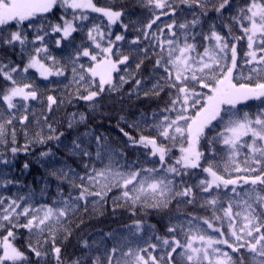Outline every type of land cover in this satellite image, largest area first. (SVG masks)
I'll return each instance as SVG.
<instances>
[{
    "label": "snow or ice",
    "instance_id": "snow-or-ice-1",
    "mask_svg": "<svg viewBox=\"0 0 264 264\" xmlns=\"http://www.w3.org/2000/svg\"><path fill=\"white\" fill-rule=\"evenodd\" d=\"M146 4L154 14L137 28L139 21L124 23V9L101 7L95 0H0V46H19L20 52L28 56L23 67L0 60V77L7 85L0 90V102L4 105L0 108V145H7L9 138L16 144L14 122L21 125L25 137L21 147L10 148V158L0 152V187L17 183L7 179L10 173L5 169L14 167L19 153L31 154L32 145L63 143L60 138L64 133L57 134L47 116L42 117L43 126L37 120L39 130L31 137L27 131L29 101L40 100L41 93L34 83L24 82L28 79L25 74L35 69L47 80L65 76L68 70L51 55L49 42L69 50L65 59L72 65L70 84L75 91L71 96L92 109L99 107L97 100L102 95L119 92L130 81H134L132 91L137 96L141 92L146 98L159 97L161 93L168 96L167 107L153 111L151 118L141 113L138 120L129 124L138 138L117 125L128 146L145 150L142 154L146 159L156 158L151 163L158 167H143L134 161L125 165L127 171L114 169L113 153L121 157L125 153L122 149H110L107 137L102 140L89 130L83 133L89 138L86 142H80V136L71 141L69 154L89 160L94 156L97 161L107 155L109 162L103 168L84 163L81 173L61 160L62 166L49 175L70 189L65 195L57 188L59 199L54 203L62 207H34L31 197L0 196V231L6 232L0 236V264H31L28 252L36 257V264H48L49 257L54 264H65L60 245L72 235L67 227L68 217L80 207L87 211L90 198L93 205L106 203L114 188L121 192L119 197H113L114 210L127 206L135 214L139 206L145 211H161L177 201L199 204L211 214L169 217L165 235L157 234L155 225L136 220L128 226L129 234L142 240L144 247L129 246L115 260L119 249L113 247L105 250L103 257H91V264H264V108L256 113H241L237 108L250 100L264 104V0H246L243 7L236 8L235 15L231 14L233 0H146ZM179 5L187 6L191 20L175 18ZM57 10L63 15L53 22L49 17ZM209 12L216 14L221 31L216 30L217 23H208L207 35L195 33L193 30L203 26ZM225 12L229 15L225 16ZM90 13H97L104 20L92 22ZM161 17H170L171 22L161 26L157 23ZM85 21L91 23L86 40L73 47L74 33L85 31ZM116 24L124 31L131 24L139 33L127 41L133 46L128 54L121 47L125 35L113 36L111 27ZM233 25L240 35L234 34ZM13 26L14 31L10 30ZM29 29L33 33L31 39ZM197 35L208 42L207 46L195 42ZM53 36L58 38L53 40ZM241 41H246L247 51L238 63L237 45ZM199 47H203L202 52ZM150 53L155 56L152 75L137 79L145 60L151 59ZM85 58L89 61L87 66L80 63ZM130 61L134 65L131 70ZM46 100L49 113L53 105L59 107L64 103L61 99L58 104L52 95ZM71 115L69 128L77 122V116L81 123L87 119L85 113ZM124 119L122 116L121 120ZM213 121H218L222 130L209 137L206 130L214 131ZM145 130L155 135H145ZM202 140L208 146L207 155L201 151ZM93 141L95 153L89 151ZM217 145L223 146V156ZM173 149H178L179 156H172ZM40 159L53 165L57 162L51 148L42 151L34 162L39 163ZM29 167L24 162L21 171ZM193 170L206 174L195 185L184 179ZM72 191L78 194L73 196ZM21 229L28 233L25 251L14 243ZM141 233L144 235L138 236ZM82 243L89 247L87 241ZM86 259L76 257L70 264H85Z\"/></svg>",
    "mask_w": 264,
    "mask_h": 264
},
{
    "label": "trees",
    "instance_id": "trees-1",
    "mask_svg": "<svg viewBox=\"0 0 264 264\" xmlns=\"http://www.w3.org/2000/svg\"><path fill=\"white\" fill-rule=\"evenodd\" d=\"M97 5L103 7H114L117 10L122 8L126 11V16L123 18L124 23H129L130 21H139L136 25L137 28L141 24H146L149 19L152 18L154 10L146 4V0H95ZM246 3V0H233V10L232 15L236 14V8L243 7ZM198 11V9H197ZM155 14H159L158 10H155ZM63 15V12L57 10L54 16H50L49 19L53 22H58L57 17ZM225 16H228L229 13L225 12ZM90 20L94 23H100L101 20H104L97 13H90ZM178 21L183 19L191 20L193 17L188 10L186 5H179L177 7L176 17ZM170 17H161V21L157 23L163 26V23H170ZM208 23H217V31H221L219 27V22L217 21L216 14L214 12L208 13V18L205 19V22L202 27L198 26L193 31L195 33H202L207 35L209 33ZM231 23V21H228ZM106 24V21H105ZM104 26V25H102ZM88 27H91V23L85 21V31L74 33L75 44H80L82 40H86V30ZM155 25L153 29H155ZM108 28L105 27V30ZM10 30L14 31L15 26ZM113 34H123L125 35V41L121 42V47L124 54H128L130 46L127 41H131L139 33L133 30L131 24H129V30L124 31L119 24L113 25L111 27ZM167 30H165L166 32ZM233 32L235 35H240L238 28L233 25ZM29 38H32V30H28ZM58 36H53L51 39H57ZM47 42V41H46ZM198 45L207 46L208 42L202 39L201 35H197L196 41ZM38 46V45H37ZM84 46H88L85 44ZM48 47L51 55L57 57L60 60L61 64H64L68 69L65 76L60 77H49L47 80L41 78L35 70L30 69L25 75L28 79L24 82L34 83L37 88L40 90L41 98L38 101H29V119L27 122V131L29 137H31L36 131L37 120L41 121V126H43V116H47L48 122L53 124V127L57 130V134L60 132L64 133L60 139L63 143L57 141H50L46 145H32L31 154H24L23 152L19 153L16 157L14 167H9L5 171L9 172L10 175L7 179L16 181L15 184H9L7 187H0V196L3 197H12L16 198L17 196L31 197L30 203L34 207H40L41 205L51 206V207H62L54 201L59 199L57 195V188L64 192L65 195L70 191L66 183H62L56 179V177L49 175V172L54 171L55 169L61 167V160L66 161L67 164L71 165L77 172L82 173V167L84 163H92L96 168H103L108 164V156L105 155L102 161L95 160L94 156L91 160L88 158H81L78 156L70 155L68 148L71 146V141L77 136H80V142H86L89 138L84 137L83 133L92 130L93 136H101L102 140L104 137H107L108 146L110 149L120 150L122 149L125 155L123 157L115 155L113 153V168H119L121 171H127L125 167L126 164H131L134 161H138L143 167H153L151 160L156 158L146 159L145 155L142 153L145 151L139 148H132L128 146L127 138L124 137L119 128H123L125 131L129 132L132 136L138 135L133 131L129 124L132 121L138 120L141 116V113L148 114L151 118L153 111H158L164 107H167L168 96L165 93H161L159 97L155 98H146L143 96L142 92L137 96L132 90L134 87V81H130L128 84H125L119 92L106 93L98 98L97 103L98 108L92 109L89 105L81 100L72 98L71 94L75 91V87L70 84L72 80L71 67L70 63H67L65 59L68 56L69 50L67 48H57L54 43H48ZM239 59L238 63L242 62L243 53L247 51L246 41H241L237 45ZM158 51V50H157ZM198 51L202 52L203 47H199ZM151 59H146L144 65H142L141 72L137 75V79L143 77H148L152 75L153 60L155 56H152L150 53ZM143 58V57H141ZM28 56L20 52L19 46L11 48L8 46H0V60H3L5 63L11 61L13 64H19L21 67L27 62ZM80 63L88 65L89 61L85 58L80 61ZM130 70L134 68V65L129 62ZM245 74L247 73V68L244 69ZM121 75L124 73L121 72ZM67 85V87H65ZM4 87H7L2 77H0V90ZM48 95L55 96L57 98L58 104L61 99L64 100L63 104H59V107L53 105L52 111L49 113L47 109V100ZM71 100L69 103L68 101ZM4 105L0 102V108H3ZM237 108L241 113H256L261 108H264V104H261L260 101L250 100L241 105H238ZM22 111V110H21ZM72 113H85L87 116L86 121L83 123L79 122L78 116L76 118L77 122L74 123L72 128L68 127L69 120L72 118ZM34 114V115H33ZM124 117V120H121V117ZM151 122V119L149 120ZM119 125V128L117 127ZM16 128V144L13 145L9 138V143L7 145H0V152L5 154L6 158L11 157L10 148L13 146L21 147L25 143L24 130L21 128V125L14 122ZM212 128L214 131H207L206 135L211 137L216 134V132L222 130V125L218 121H213ZM47 129L45 127V135H48ZM145 135H155L154 132L150 130L144 131ZM217 151L220 153V156H223V153L220 152V149L223 146L217 145ZM49 148L56 154L57 162L53 164L45 163L44 159H40L39 163L34 161L39 158V155L42 151H47ZM95 142L93 141L89 145V151L95 153ZM201 151L205 152V155L208 154V146L202 140L201 141ZM172 156H179L178 149H173ZM24 162H28L30 167L29 170L22 172V165ZM171 163V160H169ZM2 167V166H0ZM206 174L200 173L199 170H193L187 176L184 177L185 181L188 184L195 185L198 179H204ZM78 182V181H77ZM247 188V186H244ZM195 191V188H194ZM77 191H72V195H77ZM121 194L119 189H113L112 192L108 194L107 202L102 205L97 204L93 205L90 202L85 211L84 207H80L74 214L68 217L69 224L67 227L71 231L72 235L68 240L60 245L62 247V258L65 261V264H70V262L76 258L85 256L88 259L85 260V264H91V257L101 256L105 250H111L113 247H117L118 253L114 257L115 259L120 258V253L126 252L129 246L144 247L145 244L142 240L132 237L129 234L128 226L132 225L134 221L141 220L147 224L155 225L156 232L159 235H165L166 227L169 224V217L180 216L183 218L186 214H192L197 216H210V211H205L199 207V204L196 206L186 205L182 202L178 203L173 201L170 207L166 210H142L137 206V211L135 214L131 210L125 207H116L113 208V197H119ZM197 196H200V193L197 192ZM118 203L123 204V201ZM25 221L21 219V223ZM175 222V221H173ZM111 234V235H108ZM6 235V232L0 231V236ZM144 234H138V236H143ZM17 240L14 241L16 246L20 248L21 251H25V245L28 242V233L26 230H19L17 232ZM146 239V237H145ZM84 241H87L89 247L85 248L83 246ZM127 241H134L129 244ZM32 242H35V237H33ZM152 242H155L154 240ZM60 244V240L57 241ZM31 264H36V257H34L30 252L27 253ZM247 260V257H245ZM178 258L174 256V261H177ZM48 264H54L51 257L48 258Z\"/></svg>",
    "mask_w": 264,
    "mask_h": 264
},
{
    "label": "rangeland",
    "instance_id": "rangeland-1",
    "mask_svg": "<svg viewBox=\"0 0 264 264\" xmlns=\"http://www.w3.org/2000/svg\"><path fill=\"white\" fill-rule=\"evenodd\" d=\"M99 6V5H98ZM101 7H103V6H101ZM105 31H108V29L107 30H105ZM112 31V30H111ZM113 33V32H112ZM118 34V33H117ZM114 35H116V34H113V36ZM32 70H35V69H32ZM36 71V70H35ZM37 72V71H36ZM38 73V72H37ZM38 75H39V73H38ZM42 78V77H41Z\"/></svg>",
    "mask_w": 264,
    "mask_h": 264
}]
</instances>
